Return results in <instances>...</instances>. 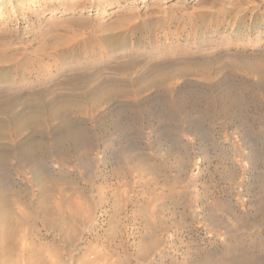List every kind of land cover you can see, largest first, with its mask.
Returning <instances> with one entry per match:
<instances>
[{
    "label": "rangeland",
    "instance_id": "374dc122",
    "mask_svg": "<svg viewBox=\"0 0 264 264\" xmlns=\"http://www.w3.org/2000/svg\"><path fill=\"white\" fill-rule=\"evenodd\" d=\"M20 8L0 17V264L264 260V0Z\"/></svg>",
    "mask_w": 264,
    "mask_h": 264
},
{
    "label": "bare ground",
    "instance_id": "6f19581e",
    "mask_svg": "<svg viewBox=\"0 0 264 264\" xmlns=\"http://www.w3.org/2000/svg\"><path fill=\"white\" fill-rule=\"evenodd\" d=\"M25 1L27 2V0H0V17L3 15L4 11L7 10L6 8L8 6H12V8L13 9L15 8V11H16L17 9H19L20 7H22L24 5ZM10 9H11V7H10ZM11 13H13V11ZM139 245H141V244H139ZM236 250L237 249L235 248V251ZM235 251L230 250L228 253H226V254L223 253V255H219V256H214V255H208L207 256L206 255L207 257L205 259H203L199 264H264V262H263L264 260H260L261 262H259L256 260L257 257L255 259L256 261L254 259H251L254 255L251 256V258H249V256H248V258H244L242 256L245 255V252L242 253L243 255L241 253H239L241 255L240 256ZM142 254H145V253H142ZM146 254H147V252H146ZM253 254H254V252H253ZM250 255H251V253H250Z\"/></svg>",
    "mask_w": 264,
    "mask_h": 264
}]
</instances>
